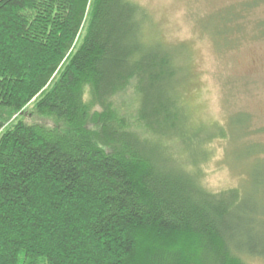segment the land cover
Wrapping results in <instances>:
<instances>
[{
  "label": "trees",
  "instance_id": "obj_1",
  "mask_svg": "<svg viewBox=\"0 0 264 264\" xmlns=\"http://www.w3.org/2000/svg\"><path fill=\"white\" fill-rule=\"evenodd\" d=\"M154 26L136 0H0V264L264 260V143L236 150L251 160L242 185L203 184L209 146L247 115L194 124L185 47ZM127 87L134 122L113 105ZM28 105L58 125L19 118Z\"/></svg>",
  "mask_w": 264,
  "mask_h": 264
},
{
  "label": "rangeland",
  "instance_id": "obj_2",
  "mask_svg": "<svg viewBox=\"0 0 264 264\" xmlns=\"http://www.w3.org/2000/svg\"><path fill=\"white\" fill-rule=\"evenodd\" d=\"M136 1L153 17L155 26L149 36L165 45L185 47L188 74L178 90L193 123L228 127L235 114L247 115L241 129L244 131H232L229 137L215 139L209 146L211 157L203 164L202 180L208 189L220 191L242 185L251 160H238L240 153L236 150L249 141L264 143V0ZM244 3L251 4L243 7ZM228 5L240 16L232 24L223 25L219 16ZM221 27L225 33L228 29L226 37L220 34ZM85 98L90 100L89 95ZM113 105L118 114L134 122L137 99L132 87L117 94ZM99 110L96 104L90 108L91 113ZM19 118L49 127L58 125L52 118L33 113L31 105ZM85 126L97 131L92 120ZM250 264H264V260L252 259Z\"/></svg>",
  "mask_w": 264,
  "mask_h": 264
}]
</instances>
